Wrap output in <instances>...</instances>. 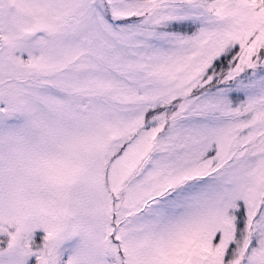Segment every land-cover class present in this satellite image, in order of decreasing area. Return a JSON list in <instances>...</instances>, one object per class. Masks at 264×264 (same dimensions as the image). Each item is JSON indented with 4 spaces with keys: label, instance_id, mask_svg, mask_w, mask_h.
<instances>
[{
    "label": "snow or ice",
    "instance_id": "obj_1",
    "mask_svg": "<svg viewBox=\"0 0 264 264\" xmlns=\"http://www.w3.org/2000/svg\"><path fill=\"white\" fill-rule=\"evenodd\" d=\"M0 264H264V0H0Z\"/></svg>",
    "mask_w": 264,
    "mask_h": 264
}]
</instances>
